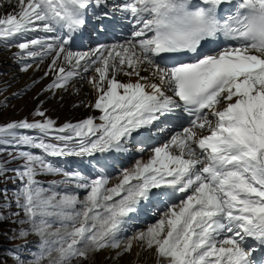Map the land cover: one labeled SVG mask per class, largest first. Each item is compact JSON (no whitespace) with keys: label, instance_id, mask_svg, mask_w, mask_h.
I'll list each match as a JSON object with an SVG mask.
<instances>
[{"label":"snow or ice","instance_id":"snow-or-ice-1","mask_svg":"<svg viewBox=\"0 0 264 264\" xmlns=\"http://www.w3.org/2000/svg\"><path fill=\"white\" fill-rule=\"evenodd\" d=\"M231 3L0 0V7L14 8L0 17V46L17 49L13 58L23 73L48 61L34 83L54 76L33 98L90 77L92 106L101 113L61 126L52 118L0 126V148L13 154L0 161V176L13 173L8 178L16 185L0 189V223L17 226L8 232L10 243L30 234L21 225L40 238L31 248L7 249L0 239V264H72L120 249L125 239L124 251L132 240L146 242L161 264H264V0H236L219 18L221 5ZM89 25L116 42L72 49ZM221 37L237 46L221 44ZM120 74L136 81L119 82ZM16 79L0 81V96ZM27 91L6 97L0 115ZM181 113L186 126L177 127L173 119ZM34 114L46 117L42 107ZM162 131L171 134L157 144L153 137ZM133 149L150 151V158L136 160L107 187L108 170H122L120 159ZM69 158H79L81 167H65ZM44 174L63 175L60 183L74 190L43 186L37 177ZM142 204L162 217L146 232L123 237Z\"/></svg>","mask_w":264,"mask_h":264},{"label":"rangeland","instance_id":"rangeland-1","mask_svg":"<svg viewBox=\"0 0 264 264\" xmlns=\"http://www.w3.org/2000/svg\"><path fill=\"white\" fill-rule=\"evenodd\" d=\"M8 6L4 7L5 8V10H3L4 12L7 10L6 8H8ZM3 49H4L3 46H0V60L2 59ZM11 58L13 59L12 53H11ZM14 63H16V62L14 61ZM8 68L9 67H1L0 66V72L4 73V75H0V81L12 82L14 78L19 77L21 71L18 70L16 65H15V67L12 65L10 67V72H11V70H15V71H13L9 75V80H8V78H7V75L9 73V71H7ZM32 79L33 78H31V80ZM18 83H19V80L16 79L15 82L13 83V86L11 88H8V90L6 92H4L2 96H0V103H3V101L6 97L12 95L13 93L17 92L18 90L28 89L27 94L22 95L21 98H19V99L13 98L10 101L8 107L5 110H3L2 115H0V126H5L6 122H9V121L18 122L23 118H26L29 122L42 121L43 119H46V118H52L51 114H52L54 108H52L51 106L46 107V105L52 104L51 98L53 96H47L46 97L47 99H44L41 96L39 97V100L34 99L33 98L34 97L33 96L34 86L32 84L27 83L24 87L19 88ZM41 86H43L42 81L37 83V87H41ZM39 90L42 91L43 89H39ZM57 91H59V90H57ZM57 91L49 92V95L56 93ZM45 100H46V102L41 104V101H45ZM40 107H42L43 110L46 112V117H39V116L34 114L35 110L37 108H40ZM72 118L73 119H71L72 120L71 122H73V123L74 122L77 123V122L81 121L79 116H74ZM28 134L39 135L38 133L31 132V131H28ZM31 151L33 153H36V154H39V152H40V150H37V149H31ZM133 151H134V149H133ZM48 159L53 160V161H57V162H62V160L64 158L49 157ZM75 159L78 160L79 158H75ZM120 160H122V159H120ZM18 162L23 163L22 161H18ZM135 162H136V159H133L130 162V164L128 166H125L122 170H120V174L113 179H118L116 181L120 182V180L122 179V171L129 170L131 166L135 165ZM12 164H15L17 167V163H12ZM65 167H71L74 169L76 167H81V165H79V163L77 162L75 164L72 163L70 166L66 165ZM9 173H11V172H9ZM97 178H99V177H97ZM64 179H65V177L63 175H56V174H44V175H39L37 177V180L45 187L55 186L56 190L61 191V192L74 190V188H68L67 184H61L60 183ZM8 181H9V182H7L8 189H14L16 185L11 180H8ZM3 182H4L3 178L0 177V184H2ZM113 182H115V181H113ZM16 183H19V181H17ZM112 184H113V186L116 185V183H112ZM107 187H112V186L110 184H108ZM78 195H79V199L82 200L84 195H85V192L79 191ZM9 197H11V193H9ZM12 211H14V212L17 211L15 206H13ZM21 218L22 217H15L14 219H21ZM157 222L158 221H155L154 223L152 222L150 224H145L142 227L130 224V225H128V228L130 226L134 227L135 228L134 230L137 231V233L141 232V231L146 232V230L149 226H152ZM16 227L17 226L11 221H5L3 223H0V233L3 234L2 236H0V239H2L3 246H5L6 248H14V247H17L18 245H25V244L29 248H31V247H33V245H35L39 241L40 238L31 232V226L30 225H21L20 227L29 231L30 234L27 236L26 239L16 238L15 243H10L9 241H10V239H12V237H10L8 235V232L10 229L15 231ZM53 228L56 229V226H54ZM133 234H134L133 231H131L129 229V231L123 233V237H127L130 239L133 236ZM125 240H127V239H125ZM137 241L138 240L131 241L132 247H131L130 251H124L123 246H121L120 249H116V250H113L111 248H105L103 250L90 253L88 259H74L72 261V264H131L132 262H129V261H133V260H134V263H132V264H135L136 261L138 262L136 264H151V263H149L151 261L150 255L147 256V259L141 258V256H140L141 253L139 251L141 246L137 245ZM148 249L149 248L146 247L144 251H147ZM105 251H107V252H105ZM153 252H154V255L156 252V254L158 256V253H157L155 248H154ZM118 253H122V254L119 255V257H118ZM7 264H12V260H10V262ZM43 264H48V260L46 259L43 262Z\"/></svg>","mask_w":264,"mask_h":264},{"label":"bare ground","instance_id":"bare-ground-1","mask_svg":"<svg viewBox=\"0 0 264 264\" xmlns=\"http://www.w3.org/2000/svg\"><path fill=\"white\" fill-rule=\"evenodd\" d=\"M14 3H15V0H13V4ZM6 9L7 10L4 12L3 10H5V8L0 7V17H2L6 13L10 14L12 11H14V8L12 5H9L8 8H6ZM50 35H52V34H50ZM92 43L97 44V42H94L93 40H91V41H89V43L82 45L80 48H77L74 50H77V51L88 50L89 45H92ZM15 52H17V49L14 47L9 49V50L3 49L2 59L0 60V66L1 67H9L7 69V71H9V73L7 75L8 80H9V75L13 71H15V70H11V72H10V67L12 65L14 67H15V65L17 66V63H14V61H15L14 58L13 59L11 58V53L14 54ZM47 66H48V61L46 60L45 63L40 66L39 70L34 68V69H30L27 73L20 72V75L18 77V80H19L18 87L19 88L24 87L27 83H29V84H32L34 86L33 96H35L37 93H40L41 91L39 89H44L54 79L53 75H50L46 79H43L42 80L43 86H41V87H37V83H34L35 78L44 77L45 69L47 68ZM17 68H18V66H17ZM125 71H131V70L126 68ZM93 75H96V74L93 73ZM141 75H148V73L142 72ZM31 78H33V79L31 80ZM117 79L119 82H129L130 80H131V82L136 81V77H134V76L128 77V76L123 75V74H120L117 77ZM77 85L79 87L70 86L67 91L59 90L56 93H53L51 95H49V92H46V93L44 92L42 95H40L44 99H46L47 96H53L51 98L52 104H50V105L47 104L46 107L51 106L52 108H54V110L51 114V117H52V119H54L57 122V126H61L66 122L72 121L71 119H73L72 117H74V116H79L80 119L82 120V119L89 117L90 115L95 117V116H98L101 114V113H99L98 110L94 109V107L92 106V105H94L96 95L95 94H89L92 92V85L90 83V77L86 78L84 80H78ZM60 97H62V99H60ZM153 139L157 144H159L160 142L164 141L166 138L159 137V138H153ZM133 153H134V155L128 156L126 158H122V160H120V165H122L123 168L125 166H127L129 164V162L132 159H134L136 156L141 157V161L146 162L150 158V154H151L150 151L141 154L136 150L133 151ZM69 159H71L73 161V164L78 162V160L75 158H69ZM120 170L121 169L119 166L111 168L108 170V181H109L108 184H110L112 187H113L112 183H116V184L119 183V181H116L118 179H113V178L117 177L120 174ZM126 171H128V170H126ZM113 181H115V182H113ZM67 185H68V188H74V184H72V183H69ZM142 209L145 212H149V211H147V210H149V207L144 206ZM158 214H160V213L157 210L154 214L150 213L146 216H143L142 219L138 218L141 220H137V222L134 225L142 227L145 224H150L152 222L154 223L155 220L159 218ZM134 216L139 217V214L138 215L133 214V217ZM129 229L131 231H133V229H135V228L130 226ZM55 230L56 229H54V228L52 229V231H55ZM135 232H137V231H135ZM127 242H128L127 240H124V244H122L121 246L124 247V245L127 244ZM137 245L141 246V248L139 250L141 253L140 254L141 258L147 259V256L150 255L151 261L149 263H151V264H159L160 263L161 264V258L159 256H157L156 252H155L156 256L154 255V252H153L154 248L148 249L149 251L148 250L144 251L146 248V242L137 241ZM105 252H107V251H105ZM129 262L134 263V260L129 261ZM136 263H138V262L136 261L135 264Z\"/></svg>","mask_w":264,"mask_h":264},{"label":"clouds","instance_id":"clouds-1","mask_svg":"<svg viewBox=\"0 0 264 264\" xmlns=\"http://www.w3.org/2000/svg\"><path fill=\"white\" fill-rule=\"evenodd\" d=\"M48 264H52V261H51V260H49V261H48Z\"/></svg>","mask_w":264,"mask_h":264}]
</instances>
